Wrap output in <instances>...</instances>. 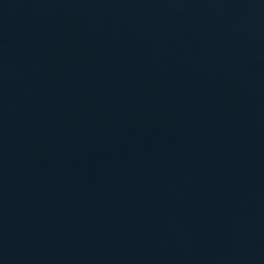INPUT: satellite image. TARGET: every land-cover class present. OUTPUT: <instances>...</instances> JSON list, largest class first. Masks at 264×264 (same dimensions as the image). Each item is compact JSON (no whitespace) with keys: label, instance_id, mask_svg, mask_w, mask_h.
Masks as SVG:
<instances>
[{"label":"water","instance_id":"water-1","mask_svg":"<svg viewBox=\"0 0 264 264\" xmlns=\"http://www.w3.org/2000/svg\"><path fill=\"white\" fill-rule=\"evenodd\" d=\"M0 264H264V0H44Z\"/></svg>","mask_w":264,"mask_h":264}]
</instances>
